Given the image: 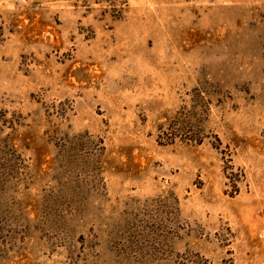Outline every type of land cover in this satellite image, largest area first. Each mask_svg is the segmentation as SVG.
I'll return each mask as SVG.
<instances>
[{
	"label": "rangeland",
	"instance_id": "rangeland-1",
	"mask_svg": "<svg viewBox=\"0 0 264 264\" xmlns=\"http://www.w3.org/2000/svg\"><path fill=\"white\" fill-rule=\"evenodd\" d=\"M0 264H264V0H0Z\"/></svg>",
	"mask_w": 264,
	"mask_h": 264
}]
</instances>
